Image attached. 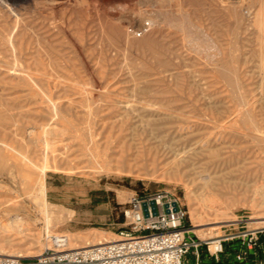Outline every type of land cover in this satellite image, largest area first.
<instances>
[{"label":"rangeland","instance_id":"374dc122","mask_svg":"<svg viewBox=\"0 0 264 264\" xmlns=\"http://www.w3.org/2000/svg\"><path fill=\"white\" fill-rule=\"evenodd\" d=\"M37 1L0 0V186H5L0 187V196L18 195L15 200L25 206L10 213L0 207L1 253L30 258L48 248L93 245L98 242L96 235L101 241L119 239V232L127 229L123 211L129 198L142 192L177 194L188 209L189 224L198 239L214 240L228 232L264 227L256 219L264 215V209L255 205V180L249 187L208 200L198 192L193 200L194 186L175 173L178 166L160 139L145 132L148 117L141 110L142 102L151 101L160 109L153 121L156 125L181 129V134L190 137L211 133L218 139L213 145L226 150H253L255 146L239 134L244 132L239 123L241 108L232 88L214 64L205 66L201 59L202 54L223 51L224 60L230 63L236 46L249 105L243 109L264 118L263 48L255 28L256 14L261 9L264 12L260 3L264 0H194L190 15H182L191 33L176 35L177 46L192 54L191 63L164 75L157 73L164 68L159 54L162 35L132 32L127 40L125 35H106L98 20L82 25L79 14L65 9L56 12L40 7ZM141 1L131 4L137 16L151 14L146 10L158 13L164 4L163 0ZM236 20H242L238 32L234 30ZM121 24L132 30L127 27L129 21ZM203 25L210 27V35L200 34L198 28ZM223 123L230 126L226 132L220 128ZM14 164L27 169L29 176L48 166L45 207L33 203L19 188ZM261 178L255 181L258 185L264 184ZM233 218L237 221L228 222ZM197 221L205 225L194 228ZM55 237L70 242L58 247Z\"/></svg>","mask_w":264,"mask_h":264},{"label":"bare ground","instance_id":"6f19581e","mask_svg":"<svg viewBox=\"0 0 264 264\" xmlns=\"http://www.w3.org/2000/svg\"><path fill=\"white\" fill-rule=\"evenodd\" d=\"M34 1H36V0H34ZM132 1L135 2V0H38L35 3H37L38 5L39 4L44 5L45 7L48 6L47 8H50L51 10L56 11V12L60 11L62 9H65V10L69 11L70 13H72V15L74 13H77L80 15V16L78 15L80 17V18L79 17L78 18L81 19L82 25L87 24L86 21L96 22L98 20L99 23L104 24L103 26L102 25L99 26V27H104L103 28L104 34H106V35H125V37L127 36L125 40H127L128 35H132V32H134L133 35H137V36H138V33H140L139 34L140 36L141 35L142 36L143 35H152V36L157 35L159 37L160 35H162L160 37H162L163 41L159 45L160 46L159 49L161 51V52H159V54H161V56H163V58H164V60H162V61H164L162 63L164 65V68H163V70L157 72L159 75H164L163 73H167V72L173 71V70H180V69L186 67L189 63H191V61L189 62L188 60L191 59V58H189V55L192 56V54H185L187 49H186V51H185V49H183L185 51L184 52L182 49H180L179 46H177L179 41L177 40L176 35H180V33L183 35H189L191 33L190 25L185 24L189 21L186 20L187 21L186 22L183 19V17L185 18V17H187L185 15H190L188 10H189V8L193 7V5H195L194 0H163L164 4L162 3L163 4L162 8H160V11L158 13L155 11H154L155 13H153L152 12L153 10L152 11L146 10V11L151 13L148 15L145 12L147 14L146 16H145V13H140L138 16L134 14V11L132 10V7H131L132 6L131 4H133ZM203 3H205V2H203ZM260 3H261V5H264L263 4L264 2L262 3V1H260ZM41 5H39V6L41 7ZM155 6H156V4H155ZM160 6H161V3H160ZM35 7H37V5ZM78 7H80L81 10ZM232 7H234V6H232ZM156 8L159 10V8L157 6H156ZM142 9L143 8H141V10ZM157 9H155V10L158 11ZM143 10H145V9H143ZM190 11H192V10H190ZM194 11H195V9H194ZM139 12H140V9H139ZM234 13H236L238 15L237 11H235ZM182 15H184V16L182 17ZM237 15H235V16H237ZM256 17H255L256 21L254 20L256 22L255 28H257V30L259 32L260 38L259 37L258 38L260 39L261 44H262V48H263L262 60H261L260 65H261V68H262L263 73H264V12L262 9L259 11V13L256 14ZM123 20L129 21V25H127V27L129 26L128 28H131L132 30L125 29L122 27V26H124L121 24ZM146 20L147 21L149 20L148 25H146V23H145ZM241 21L236 20V22H235L236 27L234 28V30H236V32H238V30L241 28L240 27V25H242ZM119 22H121V23H119ZM191 24H192V22H191ZM90 26H91V23L89 24V27ZM83 27H85V25ZM196 27H198V26H196ZM209 28L207 25H205V26L203 25V26H200V28H198V29H200V32H201L200 34L210 35L209 34ZM189 29H190V31H188ZM64 31H65V29H64ZM196 31L198 32V30H196ZM83 33H85V31H83ZM193 34H194V32H193ZM82 37H83V35H82ZM236 37H238V36H236ZM92 42H93V40H92ZM83 43L84 42H82V46H83ZM102 44H103V42H102ZM120 47H121V45H120ZM184 47H186V46H184ZM204 47H206V46L204 45ZM129 48H131V47H129ZM206 49H207V47H206ZM128 51H130V50H128ZM202 52H206V51L202 50ZM202 55H204V57L201 60H205V62H204V64H206L205 66H208V65L210 66V64L211 65L214 64V67L216 68L217 73H219L220 78L222 80H224V83L226 82L229 85L228 87L232 88L233 97L237 101L236 103L238 104V106L241 108L238 110V112H239V123L241 125L240 128H242L244 132L239 133V134L244 135L248 139V141L255 146V148L253 150L252 149L242 150L244 148H241V149L238 148L237 150H232L233 148L231 147L232 149L226 150L225 148H222L220 146H216V144L213 145V143H215L218 139L217 138L213 139L211 136V133H210V135L205 134V135L200 136V137H190V136H186L185 134L184 135L181 134L182 133L181 129H168V128H165V126H163V125L162 126L156 125L153 123V121L157 116H160V114H159L160 109L158 107H156L155 104L151 101L142 102L143 107L141 110L144 111L146 113L145 116L148 117L147 123H145L146 124V131L145 132H147L150 135V137L152 135H155L156 138L160 139L162 144L166 147L167 154L171 158H173L174 163H176L178 166L177 172H175V173L184 177V179L186 178V180L190 184H192V186H194L196 193L194 194L193 200L197 198L198 192H200L201 197H205L208 200L210 198L209 196L218 195V194L221 195V194H224L227 192L237 191L238 189H242L245 186L249 187V185L251 184V180L256 181L258 179V177H262L261 179H264V156L263 157L261 156V155H264V118L258 119V117L251 111V109H249V108L243 109V107H245V106L248 107L249 105L247 106L248 100H246V98H245L246 95L244 94L245 90H243L244 89V86L242 83L243 81L240 77L239 50L236 46L234 47V49H232V51H231L232 60L230 63H228L224 60L223 51H219L216 54H212V55H210V54H206V55L202 54ZM202 55L198 54V56H202ZM110 58H112V57H110ZM202 64H203V62H202ZM159 67H161V65ZM262 70H261V73H262ZM157 71H158V69H157ZM170 73H172V72H170ZM87 74H90V73L88 72ZM204 74H206V73H204ZM165 75H167V74H165ZM147 76H149V75H147ZM102 77L103 76H101V79H102ZM160 77H162V76H159V78ZM201 79H203V78H201ZM134 80H136V82H137V79H134ZM202 87H204V86H202ZM158 95H159V93H158ZM199 95H197V96L199 97ZM148 96H149V94H148ZM141 118H142V116H141ZM158 118H160V117H158ZM142 121H143V119H142ZM156 121L157 120L155 119L154 122H156ZM143 123L144 122H142V124ZM226 123H223L222 125L220 124L221 127L219 126L225 132H226L227 128L230 127V126H226ZM236 123H238V122H236ZM192 125H194V124H192ZM143 128H144V125H143ZM178 128H180V127H178ZM217 131H218V129H217ZM210 132H212V131H210ZM153 138H154V136H153ZM155 140L157 141L158 139H155ZM12 169H13V172H15V174H17V176L19 177L20 181L17 184H19V188L23 191V193L25 195H27L26 197L29 198L33 203L35 201V203L37 202L41 206L45 207L46 206V198H47V188H46V184H45V176H46V172L48 170V166L40 168V170L38 172H36L30 176L27 173V169L22 168L18 164L12 165ZM86 172L87 171H82V173H84V174ZM17 176H16V178H17ZM255 181L252 184L255 187V194H254L255 195L254 200L256 203L255 205L264 209V184L258 185V182H255ZM260 183H262V182H260ZM239 185H241L242 187L241 186L239 187ZM0 187L4 188L5 186H0ZM7 188L12 191V188L10 186H8ZM238 194H240V193H238ZM18 197H19L18 195L17 196H7V197L0 196V207L3 209L6 208V212L8 211V213H10L11 211L19 210L20 208L25 207L23 202L15 200V198L17 199ZM215 199H217V198H215ZM227 199H229V198H227ZM190 200H192L191 196H190ZM256 219L260 220L259 222L264 224V215L258 216ZM201 221L202 220H200V222ZM236 221L237 220L233 218L228 222H236ZM197 222H198V224H195L194 228L202 227L205 225L203 223H200L199 221H197ZM215 223L217 224V223H224V222H216L215 221ZM195 231L200 232L202 230H195ZM99 239H97V235H96L95 241L98 240L97 243H95L93 245L82 246L81 248H69L68 250L83 249V248H88L91 246L102 245V244H106V243H112V242H116V241L120 240V239H116V240L101 241ZM60 242H61L60 237H55L54 243H56L57 245H61ZM69 242H70V239L67 238L64 245L67 246L69 244ZM10 246H11V244H10ZM0 255L23 257V255H16V254H11V253L10 254H3L1 252H0Z\"/></svg>","mask_w":264,"mask_h":264},{"label":"built area","instance_id":"2783aa9c","mask_svg":"<svg viewBox=\"0 0 264 264\" xmlns=\"http://www.w3.org/2000/svg\"><path fill=\"white\" fill-rule=\"evenodd\" d=\"M123 214L127 229L119 232V241L76 250L48 248L30 258L0 255V264H190L191 258L200 264L203 249L219 259L229 248L238 252L235 258L241 262L251 251L264 250V227L198 239L187 207L170 191L133 193ZM60 239L56 245L65 247L67 239Z\"/></svg>","mask_w":264,"mask_h":264},{"label":"crops","instance_id":"0c3cea01","mask_svg":"<svg viewBox=\"0 0 264 264\" xmlns=\"http://www.w3.org/2000/svg\"><path fill=\"white\" fill-rule=\"evenodd\" d=\"M261 242L264 245V233L260 235ZM237 251H233L231 248L222 255L219 259L210 256L206 249H203L202 262L200 264H264V250L251 251L248 258L244 261L238 262L235 258ZM190 264H195L194 258H191Z\"/></svg>","mask_w":264,"mask_h":264}]
</instances>
